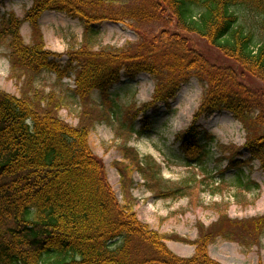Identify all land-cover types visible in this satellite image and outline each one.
I'll return each instance as SVG.
<instances>
[{
  "label": "trees",
  "instance_id": "1",
  "mask_svg": "<svg viewBox=\"0 0 264 264\" xmlns=\"http://www.w3.org/2000/svg\"><path fill=\"white\" fill-rule=\"evenodd\" d=\"M103 1L32 0L22 20L8 15L0 21V42L9 52L11 72L25 79L19 97L0 92V264H220L208 254L213 238H252V227L259 229L264 216L233 222L221 212L210 227L198 226L194 254L178 257L165 245V237L138 220L132 187L129 193L122 169L120 180L131 198L125 195L122 203L116 199L103 162L90 148L89 135L97 122L116 116L117 137L127 144L133 134L150 129V109L160 102L167 105L181 84L195 78L204 85L203 94L189 126L176 137L185 159L206 158L196 123L203 115L224 110L244 129L243 148L249 154L243 162L236 159L238 147L221 146L228 156L227 168L255 160L264 172V88L247 81L256 78L264 86V0H136V6L119 9ZM238 7L254 13L260 41L240 24ZM46 10L63 12L83 26L82 41L67 51L64 66L56 60L60 55L43 46L37 22ZM104 21H130L128 28L138 39L122 48L95 50L100 35L95 25ZM22 22L32 28L31 45L20 36ZM157 22L162 24L158 33L144 29ZM187 35L204 40L234 67L212 65L190 45ZM41 71L58 81L73 74L75 127L58 116L65 106L63 98L33 85ZM139 74H147L154 83L151 100L126 108L121 117L110 89L122 76L133 80ZM93 92H98L99 103L92 100ZM203 138L206 143L211 140ZM124 153L127 165L134 168L131 175L142 174L146 186L156 188L158 172L150 173L148 162L142 163L138 154ZM238 183L249 188L240 179ZM184 192L177 187L156 196L167 199ZM235 223L237 231L228 232Z\"/></svg>",
  "mask_w": 264,
  "mask_h": 264
},
{
  "label": "rangeland",
  "instance_id": "2",
  "mask_svg": "<svg viewBox=\"0 0 264 264\" xmlns=\"http://www.w3.org/2000/svg\"><path fill=\"white\" fill-rule=\"evenodd\" d=\"M104 3L110 9L136 6V0H104ZM30 4L31 0H0V18L9 13H14L20 18ZM236 11L240 24L246 31H251L255 35L256 41H260L258 38L260 31L256 25L257 18L254 13L242 7L236 8ZM130 23L125 21L121 25H115L103 22L97 25L96 28L100 31V44L124 47L129 42L134 43L138 37L128 28ZM161 25L157 22L144 29L158 33ZM166 27L168 28V25ZM168 29L172 31L171 26ZM27 31V28L22 31L26 42L29 41ZM80 31L82 30L79 25L78 36L81 35ZM187 38L190 45L205 55L212 65L234 67L229 58L210 47L204 40L194 35H187ZM69 43L70 40L67 41V37H63L58 46L50 48L46 45V47L48 51L63 54L69 47ZM24 81L23 77L18 78L11 72L8 52L5 44L0 42V92L20 96ZM247 81H251L256 88H264L256 78L248 77ZM33 85L43 89L44 93L54 91L56 96L62 97L65 106L60 107L58 116L72 127L77 125L78 104L71 94L72 78H64L58 82L53 74L43 71L34 79ZM153 89L152 79L146 74H139L133 80L122 78L112 87L110 93L117 109L121 110L122 117V111L126 108L149 102ZM203 90L204 85L195 78L183 83L168 106L159 103L153 111L148 112L150 130L140 136L129 138L127 144H123L117 137L116 129L119 123L116 116L108 121L97 122L89 136L90 148L93 154L103 161L108 181L118 200L122 203L125 195L131 198L129 193L135 182L131 193L136 200L134 210L139 221L165 237L166 246L175 255L183 258L190 257L194 253V244L200 236L198 226L210 227L219 220L221 212H227L228 209L230 218L236 220H255L264 216V203H261L264 197V173L258 169L257 163H252V168L244 166L243 174L237 169L226 170L227 160L222 158L219 152V145L241 146L244 143L245 133L230 114L213 113L198 121L197 125L201 128L200 143H203L202 131L214 138L207 146V156L203 162L190 165L179 150V143H176L175 138L190 124ZM92 98L96 103L99 102L97 92L92 94ZM139 127V120H137L135 130L138 131ZM124 150L131 151L133 157L138 154L139 158L147 161L150 173L158 172L159 177L155 180L156 188L150 185L153 189L150 190L142 174L131 175L134 168L130 167V164L127 165V161L124 160ZM243 158H247L246 152H243ZM121 169L125 171L124 174L127 177L125 184L129 185V193L120 180ZM238 179L244 184H257L258 188L252 186L247 190L240 188ZM143 182L145 184L141 186ZM188 182L191 183L186 188L185 185ZM177 187H182L186 192L179 197L169 199H160L161 197L156 196L160 191ZM217 206L220 207V211H217ZM233 222L237 221L233 220ZM237 227H239L238 224H233L228 232L237 231ZM231 235L232 240L221 235L213 238L208 245V254L212 260L220 264H264V224L259 229L252 227V238H236L233 234Z\"/></svg>",
  "mask_w": 264,
  "mask_h": 264
},
{
  "label": "crops",
  "instance_id": "3",
  "mask_svg": "<svg viewBox=\"0 0 264 264\" xmlns=\"http://www.w3.org/2000/svg\"><path fill=\"white\" fill-rule=\"evenodd\" d=\"M52 14V12H45L41 15L39 20L45 47L46 45H49L50 48L58 46L61 43L63 37H67V41L70 40V43L72 42L71 44L69 43V47L66 50L76 47L82 37V27L80 26L82 30L80 31L81 35L78 36L77 27H79V23L76 20H71L69 18H66V20L61 18V16L65 18V16L62 14H57L55 16ZM24 28H27V34L29 36L30 28L28 25H25Z\"/></svg>",
  "mask_w": 264,
  "mask_h": 264
},
{
  "label": "bare ground",
  "instance_id": "4",
  "mask_svg": "<svg viewBox=\"0 0 264 264\" xmlns=\"http://www.w3.org/2000/svg\"><path fill=\"white\" fill-rule=\"evenodd\" d=\"M261 203H264V197L262 198Z\"/></svg>",
  "mask_w": 264,
  "mask_h": 264
}]
</instances>
